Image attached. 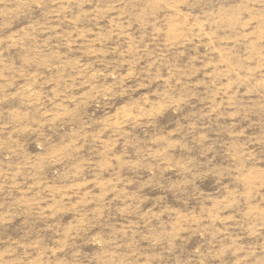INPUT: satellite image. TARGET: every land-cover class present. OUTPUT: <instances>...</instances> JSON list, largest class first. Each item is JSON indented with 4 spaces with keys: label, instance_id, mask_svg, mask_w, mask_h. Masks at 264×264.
<instances>
[{
    "label": "rangeland",
    "instance_id": "rangeland-1",
    "mask_svg": "<svg viewBox=\"0 0 264 264\" xmlns=\"http://www.w3.org/2000/svg\"><path fill=\"white\" fill-rule=\"evenodd\" d=\"M0 264H264V0H0Z\"/></svg>",
    "mask_w": 264,
    "mask_h": 264
}]
</instances>
